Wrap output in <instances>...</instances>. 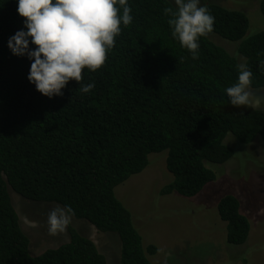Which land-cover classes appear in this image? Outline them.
<instances>
[{"label": "trees", "instance_id": "16d2710c", "mask_svg": "<svg viewBox=\"0 0 264 264\" xmlns=\"http://www.w3.org/2000/svg\"><path fill=\"white\" fill-rule=\"evenodd\" d=\"M128 5L132 23L121 24L106 63L96 71L85 68L80 84L71 80L62 96L50 98L28 79L33 60L8 46L17 31H27L18 0H0V264H109L74 225L69 240L31 255L11 191L28 201L71 206L75 221L116 234L121 264H153L158 248L145 244L117 187L144 171L151 154L167 152L173 178L161 194L192 198L216 180L210 166L234 156L228 136L244 145L264 141V107L234 106L226 92L238 82L239 58L202 36L193 59L172 35L164 13L176 9L171 0ZM206 6L215 17L212 32L239 42L253 73L251 88H264V30L249 34L250 18L242 10ZM89 83L95 87L82 92ZM217 209L226 241L244 245L252 226L239 198L225 194Z\"/></svg>", "mask_w": 264, "mask_h": 264}, {"label": "rangeland", "instance_id": "374dc122", "mask_svg": "<svg viewBox=\"0 0 264 264\" xmlns=\"http://www.w3.org/2000/svg\"><path fill=\"white\" fill-rule=\"evenodd\" d=\"M209 3L247 13L251 23L249 34L264 30L259 0H200L201 6ZM207 36L237 56L240 63L245 62L238 52L239 42L213 32ZM250 91L256 106L264 107V88ZM226 143L235 149L234 156L224 164L210 166L217 178L195 197L161 194V189L173 178L166 165L167 152L151 154L144 171L117 187V196L131 210L145 244L158 248L150 257L153 264H264V141L258 138L244 145L228 136ZM11 193L22 227L31 238V255L69 240L68 228L74 225L94 240L109 264H121L116 234H101L88 222L72 219L66 232L50 236L48 213L57 205L28 201L14 191ZM225 194L239 198L242 212L251 221V235L244 245L226 241L225 223L217 209Z\"/></svg>", "mask_w": 264, "mask_h": 264}, {"label": "clouds", "instance_id": "9594fccd", "mask_svg": "<svg viewBox=\"0 0 264 264\" xmlns=\"http://www.w3.org/2000/svg\"><path fill=\"white\" fill-rule=\"evenodd\" d=\"M176 9L165 8L170 16L172 35L181 46L199 57L198 40L214 29L215 17L200 0H174ZM119 5V7H117ZM122 11V15L121 13ZM17 11L25 18L27 31L11 36L8 46L14 55H27L33 60L28 79L37 91L48 97L62 96L69 81L79 84L85 68L96 71L108 59L115 46L121 24L132 23L128 0H18ZM35 44V50L30 48ZM238 82L226 89L231 104L256 108L250 91L253 73L246 63L238 66ZM264 70V60L260 61ZM95 87H81L84 93ZM75 211L71 206H57L48 213V234L57 236L67 231Z\"/></svg>", "mask_w": 264, "mask_h": 264}]
</instances>
